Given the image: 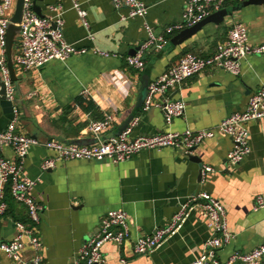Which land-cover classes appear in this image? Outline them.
I'll return each instance as SVG.
<instances>
[{
	"label": "crops",
	"instance_id": "obj_1",
	"mask_svg": "<svg viewBox=\"0 0 264 264\" xmlns=\"http://www.w3.org/2000/svg\"><path fill=\"white\" fill-rule=\"evenodd\" d=\"M37 1L44 15L50 13L51 5H62L66 40L87 49L86 53L63 61L53 59L39 69L25 70L15 64L16 103L20 108L17 131L41 141L57 138L69 143H96L87 127L107 114H113L115 120L102 136L119 134L133 118H138V122L131 136L210 128L231 113L244 110L250 94L264 86V55L251 54L243 59L239 75L208 68L185 80L174 96L186 101V110L171 124L166 123L160 108L142 109L146 72L152 81L178 63L186 52L210 56L226 40L235 22L246 24L250 43L263 42L264 3L244 5L246 0H227L223 8L231 13L223 21L206 23L181 43H174L173 39L182 30L167 35L168 42L163 47L146 51L145 67L139 70L129 66L126 58L147 37L145 22L156 33L163 32L166 26L180 21L186 0H142L148 5L146 16L126 20L120 17L126 8L118 11L112 0ZM74 1L87 11L93 40L88 38L73 8ZM92 47L114 55L95 54ZM18 48L17 41L15 53ZM163 98L164 95H155L156 100ZM11 110L12 105L0 88V130L7 127ZM132 114L134 117L128 121ZM249 127L251 152L236 166L227 161L232 140L221 132L196 147L193 155L200 159L197 161L168 147L144 149L120 163L72 159L44 170L41 163L53 151L44 145L33 146L22 173L38 179L31 194L43 205L36 229L43 244V261L69 264L85 241L98 232L103 216L110 210L123 209L128 214L130 236L121 245L106 242L100 264H187L201 253L211 236L201 207L195 208L180 231L152 253L135 254L133 243L139 235L167 224L178 205L200 191L223 203L234 234L218 251L219 259L226 260L233 251L247 252L263 244L264 208L255 210L254 201L257 194L264 193V117L251 121ZM0 155L17 160L10 146L1 147ZM203 164L215 169L205 180L201 176ZM6 201L8 208L0 216V239L11 240L17 233V221L29 225L31 221L27 207L10 192ZM24 242L23 255L29 257L34 251L27 236ZM0 264L15 263L0 253Z\"/></svg>",
	"mask_w": 264,
	"mask_h": 264
},
{
	"label": "built area",
	"instance_id": "obj_2",
	"mask_svg": "<svg viewBox=\"0 0 264 264\" xmlns=\"http://www.w3.org/2000/svg\"><path fill=\"white\" fill-rule=\"evenodd\" d=\"M226 1L186 0L180 21L166 26L161 33H156L154 27L145 22L147 37L139 44L135 54L127 56V64L139 70L144 69L145 53L148 49L163 47L168 42L167 35L202 21L211 13L222 9ZM112 2L118 11L122 7L126 8V12L120 15L121 20L145 17L148 12V5L142 0H112ZM14 6L15 0H0V77L5 86L6 99L12 105L8 125L0 130V148L10 146L17 156V160H13L0 155V216L8 208L5 199L8 188L11 196L27 207L31 221L30 225L17 221V233L14 238L0 239V253L9 256L15 264H46L40 253L43 244L36 234L43 205L31 194L38 179L22 173L24 161L33 146L44 145L53 151V154L41 163L44 170L54 168L58 162L72 159L120 163L144 149L160 150L170 147L182 151L186 156H191L198 145L214 137L218 132L227 134L232 140V147L227 153V161L232 166L238 165L251 152L249 123L264 117V86L250 94L244 110L231 113L210 128H186L182 131L131 136L133 127L138 122V118H133L119 134L102 136L112 127L115 120L113 114H107L102 119L91 121L87 127V131L97 139L93 144L69 143L57 138L41 141L36 136L17 131L20 108L16 103L17 92L8 66L6 49L7 31ZM73 8L88 32V38L93 40L95 35L90 29L86 9L78 1L73 2ZM63 12L62 5L56 4L50 6L49 14L42 16L34 10L33 0H24L15 64L25 70L39 69L53 59L63 61L73 55L87 52L85 47H79L66 40L63 32ZM91 50L105 57L114 55L97 47H92ZM251 54L264 55V41L258 44L250 43L246 24L237 21L229 30L226 40L218 44L213 54L202 57L191 51L186 52L178 63L150 81L143 99V111L153 106L158 107L164 112L166 123L171 124L175 117L183 116L186 110V101L182 97L174 96L181 90L185 80L208 68L223 69L239 75L243 59ZM33 94V92L29 93L30 96ZM156 94L164 95V98L156 100ZM214 171L212 165L203 164L202 179H207ZM197 207L203 209L208 219L211 236L204 242L201 253L187 264H261L264 257V243L247 252L233 251L226 260L219 259L218 251L233 239L234 234L229 229L227 211L223 203L206 191L191 194L181 202L164 226L156 227L150 234L139 235L133 243L134 253H152L165 240L180 231ZM261 208H264V193L257 194L254 201V209ZM25 236L28 237L34 251L29 257L23 255ZM129 236L127 212L123 209L110 210L101 219L98 232L85 241L69 264H100L104 261L102 247L106 242L113 241L121 245Z\"/></svg>",
	"mask_w": 264,
	"mask_h": 264
},
{
	"label": "water",
	"instance_id": "obj_3",
	"mask_svg": "<svg viewBox=\"0 0 264 264\" xmlns=\"http://www.w3.org/2000/svg\"><path fill=\"white\" fill-rule=\"evenodd\" d=\"M251 3H264V0H246L243 2V4H251ZM40 2H38L37 0L33 1V8L34 10L39 14V15H44L41 12V7H40ZM23 10H24V0H15V6H14V11L13 14L10 17V23L8 26V31H7V59H8V66L9 69L11 71V75H12V79L13 81H15L16 79V75H15V46L16 43L18 41V35L20 33V22L22 19V15H23ZM231 10L227 9V8H222L220 10H217L213 13H211L210 15H208L205 19H203L202 21L194 24L193 26L187 27L185 29H183L181 32H179L173 39L174 43H181L184 40H186L187 38L191 37L194 33H196L203 25H205L208 22H215V23H220L221 21H223L224 17L226 15H228ZM138 47L134 48L133 51L131 52L132 54L136 53ZM146 78L144 81V85H143V93H142V97L141 100L144 99L148 84H149V76L148 73L146 72L145 74ZM0 88H1V93L4 95V97L6 98L5 95V86L4 83L0 77ZM134 117V114L130 115L128 121H130L132 118ZM73 143H77V144H84L83 141H79V140H74ZM191 159L197 161L200 160L198 157L191 155L190 156Z\"/></svg>",
	"mask_w": 264,
	"mask_h": 264
},
{
	"label": "trees",
	"instance_id": "obj_4",
	"mask_svg": "<svg viewBox=\"0 0 264 264\" xmlns=\"http://www.w3.org/2000/svg\"><path fill=\"white\" fill-rule=\"evenodd\" d=\"M9 195V190H8V188H7V190H6V193H5V199H7V196Z\"/></svg>",
	"mask_w": 264,
	"mask_h": 264
},
{
	"label": "rangeland",
	"instance_id": "obj_5",
	"mask_svg": "<svg viewBox=\"0 0 264 264\" xmlns=\"http://www.w3.org/2000/svg\"><path fill=\"white\" fill-rule=\"evenodd\" d=\"M15 87H16V84H15ZM16 92H17V88H16Z\"/></svg>",
	"mask_w": 264,
	"mask_h": 264
}]
</instances>
